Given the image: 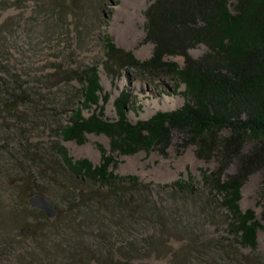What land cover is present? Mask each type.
I'll return each instance as SVG.
<instances>
[{
    "label": "rangeland",
    "instance_id": "obj_1",
    "mask_svg": "<svg viewBox=\"0 0 264 264\" xmlns=\"http://www.w3.org/2000/svg\"><path fill=\"white\" fill-rule=\"evenodd\" d=\"M151 2L0 0V264H184L195 248L233 239L224 209H211L208 217H191L188 211L179 214L176 218L183 221L184 231L173 230L171 224L149 230L140 227L133 241L118 236V227L105 209H96L95 216L75 200L74 177L61 170L63 157L52 148L58 141L70 156L88 158L96 165L102 159L99 145L111 148L105 134H87L85 143L57 135L70 123L80 98L82 84L72 75L93 64L99 66L102 96H109L106 118H118L115 101L124 90L131 94L133 123L184 105L185 85L171 75L154 79L128 69L114 75L104 66L106 30L119 47L139 59L152 56L154 45L145 41V11ZM205 50L199 46L191 53L198 57ZM171 59L184 64L182 57ZM83 113L89 117L93 111ZM115 156L116 172L152 183L153 197L159 202L171 201L162 185L191 175L199 181L202 168L216 165L200 159L194 146L180 148L177 138L165 154L155 149L149 154ZM262 181V173L253 174L241 200L242 209L254 210L262 223L258 250L236 246L231 264L237 258L264 262ZM33 193H45L56 204L61 212L58 219L51 220L30 206ZM105 218L107 230L100 221ZM200 260L193 254L189 264ZM204 261L212 259L208 256Z\"/></svg>",
    "mask_w": 264,
    "mask_h": 264
},
{
    "label": "trees",
    "instance_id": "obj_2",
    "mask_svg": "<svg viewBox=\"0 0 264 264\" xmlns=\"http://www.w3.org/2000/svg\"><path fill=\"white\" fill-rule=\"evenodd\" d=\"M145 17V41L154 45L152 56L139 59L119 47L106 30L105 69L114 75L134 70L154 79L171 75L185 85L184 105L133 123L129 119L131 94L124 90L115 101L118 118H106L109 96H102L99 66L93 64L72 75L82 90L70 123L59 128L57 135L85 143L87 134H105L111 148L99 145L102 159L97 165L88 158L70 156L58 141L52 148L63 157L61 170L74 177L75 200L95 216L96 209H105L118 227L115 233L133 238L130 241L140 227L149 230L172 224L173 230L184 231L183 221L176 217L185 211L191 217H208L211 209L226 210L233 239L228 244L214 241L195 248L184 264H189L193 254L201 258L198 264H231L236 246L258 250L262 223L254 210L241 207L242 189L257 172L263 175L260 204L264 217V0H152ZM199 46L206 50L195 57L191 50ZM173 57H182L184 64ZM84 109L93 113L86 117ZM176 138L180 148L194 146L200 159L216 165L202 168L199 181L191 175L162 185L171 201L154 199L152 183L116 172L115 154H149L155 149L165 154ZM58 212L56 219L61 215ZM100 221L107 230L106 218ZM208 256L212 261H204ZM233 263L255 264L238 258Z\"/></svg>",
    "mask_w": 264,
    "mask_h": 264
},
{
    "label": "water",
    "instance_id": "obj_3",
    "mask_svg": "<svg viewBox=\"0 0 264 264\" xmlns=\"http://www.w3.org/2000/svg\"><path fill=\"white\" fill-rule=\"evenodd\" d=\"M30 206L33 208L40 209L45 212L47 217L51 220L58 216V209L56 204L47 196L33 193L30 198Z\"/></svg>",
    "mask_w": 264,
    "mask_h": 264
}]
</instances>
